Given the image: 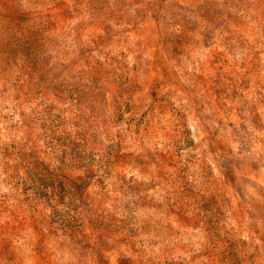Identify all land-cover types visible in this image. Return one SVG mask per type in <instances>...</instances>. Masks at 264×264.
I'll list each match as a JSON object with an SVG mask.
<instances>
[{"label":"clouds","instance_id":"1","mask_svg":"<svg viewBox=\"0 0 264 264\" xmlns=\"http://www.w3.org/2000/svg\"><path fill=\"white\" fill-rule=\"evenodd\" d=\"M0 264H264V0H0Z\"/></svg>","mask_w":264,"mask_h":264}]
</instances>
